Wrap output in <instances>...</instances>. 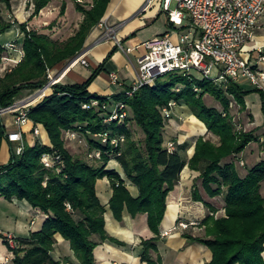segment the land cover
<instances>
[{"label":"trees","instance_id":"16d2710c","mask_svg":"<svg viewBox=\"0 0 264 264\" xmlns=\"http://www.w3.org/2000/svg\"><path fill=\"white\" fill-rule=\"evenodd\" d=\"M51 1L31 0L33 12L30 18L39 15ZM108 2L91 0L87 7L76 2V11L83 19L76 32L64 42L53 41L20 24L23 57L9 72L0 76V108L14 104L24 91L43 88L48 81V70L75 58L90 31L103 18ZM3 8L11 12V1L0 0V36L14 25L3 18ZM65 11L63 1L58 16H64ZM3 45L0 43V57L5 52ZM103 68V64L99 65L80 84L54 85L50 94L30 108L29 122L44 129L49 145L38 139L32 146L24 141L22 153L15 155L0 120V148L6 141L11 149L8 162L0 165V198L24 201L47 216L39 231L31 232L27 239H15L14 246L0 234L3 244L13 255L12 263L60 264L50 255L57 234L69 243L78 264H96L94 249L101 243L125 246L105 231L106 208L96 195V183L107 179L112 190L108 208L117 222L122 221L125 211L131 217L147 215L148 227L155 237L141 240V262L162 264L157 248L159 227L166 213L167 197L187 166L200 173L202 188L210 198L223 196L225 216L216 219L207 215L203 219L205 238L187 234L184 238L210 250L212 257L207 264H264V197L260 192L264 182V160L247 169L244 177L238 175L233 164H222L224 159L241 153L256 141L253 131L243 132L236 128L230 103H236L242 111L244 97L256 92L261 97L264 115V92L258 89L244 91L235 83H228L224 88L207 79L171 73L131 96L125 93L128 87L110 98L92 95L88 88ZM205 95L220 103L222 111L207 107L203 101ZM92 100H97L99 105L89 106ZM171 102L184 104L208 132L219 138V145L200 137L188 161L184 146L177 145L170 152L163 136L166 123L162 109ZM118 103L125 108L116 112L118 115L124 112L125 118L106 121ZM85 105L89 108H83ZM128 111L131 116L127 115ZM132 122L143 133L141 143L133 137L129 126ZM67 131L86 135L91 148L100 155L99 165L75 158L65 149L62 134ZM29 133L33 135L32 127ZM44 155H59L61 163L45 168L41 162ZM110 164H117L122 176L117 170L109 169ZM127 184L137 189L136 196L130 193ZM192 197L194 201L202 200L196 188ZM209 211L215 213L211 207Z\"/></svg>","mask_w":264,"mask_h":264},{"label":"crops","instance_id":"0c3cea01","mask_svg":"<svg viewBox=\"0 0 264 264\" xmlns=\"http://www.w3.org/2000/svg\"><path fill=\"white\" fill-rule=\"evenodd\" d=\"M147 3L148 0H109L100 22L107 26L115 27L117 29V38L122 42L124 48L131 49V51L125 53L119 50L112 41L97 42L102 29L95 26L88 34L81 52L66 63L63 70L64 75L61 79L62 84H80L91 76L94 69L103 64V71L96 77L88 91L92 95L110 98L130 86L134 81L137 71L136 58L145 51L144 43L151 42L163 35H168L173 42H177L180 34L190 30L191 21L188 16H184L181 26H175L169 21L168 15L162 11L163 0H152L148 5ZM173 3L170 9L177 8L176 5L172 8ZM144 7L146 8L144 9ZM82 19L83 15L81 14L80 22ZM14 32L16 31L11 28L8 32L1 35L0 43L5 44L14 38L17 39ZM258 50H262L260 55ZM109 54L112 55L106 61ZM81 55L84 56L87 62L86 66L80 63L70 65ZM243 56L258 71L264 72V60H259L260 56H264V15L254 29L251 39L245 45ZM111 74H115L119 78L124 86L123 88H117L111 83ZM239 85L244 91L255 89L247 82ZM48 94L49 92H47ZM243 100L244 110L239 111L240 108L235 103L238 108V118L233 116L232 118L234 123L237 119V123H235L237 129L243 132L253 131L256 141L250 143L241 153L230 156L222 162V164H233L240 177L246 175L247 169L264 160V115L262 113L261 97L258 93L253 92L245 96ZM203 101L207 107L222 111L220 103L210 95H205ZM232 103L234 102L230 104ZM172 118L163 131L165 145L173 143L174 148L177 145L184 146L187 161L192 158L195 143L200 137L211 141L215 145H219V138L208 132L206 127L189 112L184 104L177 105L176 110L172 113ZM3 126L6 129V133L16 130L15 127L9 124H4ZM32 126L31 122L24 126L22 130L24 141L32 146L34 141L38 139L41 143L49 145L44 129L40 128L39 136L34 137L29 133V129ZM3 149L9 152L11 150L6 141L2 142L0 152ZM1 163L4 164V162ZM108 168L117 170L122 176L121 169L117 164L108 166ZM199 176L200 173L198 171L190 170L186 166L174 191L167 197V209L159 227V240L157 242L158 254L161 257L162 264H207L211 260V252L205 245L190 242L183 236L187 234L195 238L196 232H204L202 225L196 227L193 225L186 231L177 229L168 236H161L163 232L177 226L179 222L201 224L203 219L210 214L209 208H216V199L222 200L221 208L224 207L223 196L210 198L202 188ZM263 185L264 182L261 184L260 192L263 189ZM127 188L133 196H136L137 189L133 185L127 184ZM194 188L199 192L202 199L200 202L194 201L192 197ZM96 195L100 203L106 208L104 214L106 234L125 244L123 247L110 242L98 245L94 249L96 264H146L140 260L139 244L141 240L155 237L148 227L147 215L138 214L135 217H131L125 211L122 221L117 222L108 208L112 190L107 179L97 181ZM0 201L5 200L0 198ZM11 202H18V205L25 203L15 199ZM25 217L26 224L30 228L29 233L39 231L47 219L45 214L31 207L28 209V213L26 212ZM0 234L5 237L12 236L14 241L19 239L16 234L11 232L5 233L0 230ZM22 236L21 238L27 237ZM50 255L54 261L60 262V264H78L73 252L70 250L69 243L58 234L55 236V243ZM152 255L155 257V254ZM12 258V253L8 251L0 239V264H13Z\"/></svg>","mask_w":264,"mask_h":264},{"label":"built area","instance_id":"2783aa9c","mask_svg":"<svg viewBox=\"0 0 264 264\" xmlns=\"http://www.w3.org/2000/svg\"><path fill=\"white\" fill-rule=\"evenodd\" d=\"M152 0H148L147 5ZM81 2V0H80ZM175 2L177 8L170 9ZM146 5V7H147ZM144 7V9L146 8ZM162 11L169 21L175 26H181L184 16L191 21L188 32L179 35L177 42H173L168 35H163L151 42L143 44L145 51L136 58V76L126 95L131 96L134 92L144 86H153L155 81L167 74L179 73L183 76L193 77L196 73L203 79L212 81L217 86L226 87L228 83H249L255 89L264 92V72L258 71L256 67L243 56V49L251 39L254 29L260 18L264 15V0H163ZM102 29L97 42L112 41L116 48L129 53L131 49L124 48L122 42L117 38V29L99 22L97 25ZM6 51L17 53L15 58L1 56L3 60L11 61L16 65L23 57L22 49H17L16 40L3 45ZM259 55L262 50H258ZM18 57V58H17ZM260 61L264 56L259 57ZM80 63L87 65L84 56H78L70 65ZM64 75L62 71L57 77L51 78L47 85L37 90L33 96L14 102L11 106L0 108V120L12 116L11 126L15 131L6 133L7 141L13 144V152L20 155L24 147L23 128L29 122L28 111L30 106L40 98L45 97L46 91L58 84ZM111 83L117 88H123V84L115 74L110 75ZM124 90V89H123ZM121 90V91H123ZM179 91V88L176 89ZM99 102L92 100L89 106L97 107ZM84 106L83 108H89ZM231 106V104H230ZM106 107V104H103ZM177 107L175 102L162 109V117L165 122L172 118V113ZM122 103L115 104L114 111L106 121L115 119L122 120L126 114L118 115L116 111L123 110ZM34 137L40 132L38 127H33ZM69 136L74 137L73 132ZM103 137V142H105ZM168 150H174V144L167 145ZM45 168H53L61 163V157L44 155L41 159ZM188 224L179 222L177 226L162 233V237L168 236L174 230H185ZM9 244L14 246L11 236L7 237Z\"/></svg>","mask_w":264,"mask_h":264},{"label":"rangeland","instance_id":"374dc122","mask_svg":"<svg viewBox=\"0 0 264 264\" xmlns=\"http://www.w3.org/2000/svg\"><path fill=\"white\" fill-rule=\"evenodd\" d=\"M11 1V12H7L4 8L2 10V16L7 21L13 22L14 25L12 27L13 31L16 35L12 41L16 40L17 49H21V40L22 35L20 34L19 25L24 24L26 25L27 29L34 30L40 34L47 35L51 40L58 41V42H64L69 37H71L77 30V26L81 19V14L76 11L75 3L79 2V4L87 7L91 0H52L49 5L44 8L39 15L30 18L32 14V6H31V0H10ZM66 3V11L64 16L59 17V10L62 2ZM175 2L172 5V8L175 7ZM56 20V21H55ZM55 24L52 26L51 24ZM49 26L51 28H49ZM11 42V41H10ZM9 52V54H3L2 56H9L10 58H15L17 53L14 51H6ZM18 58V57H17ZM14 66H16L15 63L7 60H3L0 58V76H3L6 72H9ZM66 63L63 65L58 66L56 69L48 70L47 72V84L50 81L51 78L57 77L65 68ZM196 76L198 79H202L201 75L196 73ZM63 82H59V84H62ZM46 84V85H47ZM51 91V89H50ZM49 90V94L51 93ZM36 91H24L20 97L17 98V101H20L22 99H25L29 96H33ZM47 92L45 96H47ZM41 98V99H40ZM38 98L30 108L37 105L39 102H41L45 97ZM40 99V100H39ZM210 105L209 103H207ZM29 108V110H30ZM176 108L174 109V111ZM238 108L235 105V103H232L230 106V113L233 117L238 118ZM29 112V111H28ZM128 116H131V113H127ZM12 116L7 115L1 119V123L4 124H12ZM174 118V116H173ZM171 118V120L173 119ZM167 127L169 125V121L165 122ZM237 123V119L236 122ZM132 132L133 137L138 142H142L143 140V133L141 130L134 125V123L129 124ZM34 125L32 126L33 129ZM71 131L63 132L62 139L64 142L65 149L75 158H79L93 166L99 165V153L96 150H93L88 142V139L86 138V135H83L81 133L73 132L74 137L69 136V133ZM13 146V144H12ZM10 158V152L7 150H1L0 152V161L4 162L6 164ZM6 161V162H5ZM0 162V165L3 163ZM109 166H113L110 164ZM262 195L264 196V185L263 189L261 190ZM15 204V205H14ZM222 200L216 199L215 201V213L210 211V216H214V218H219L225 216L224 207L222 206ZM30 208V205L28 203H22L21 205H18V202H11V201H0V230L2 232H11L17 235L19 239H27L29 237V226L26 224L25 216L26 212L28 213V209ZM185 223V222H184ZM187 224V223H186ZM201 226V224H197L195 222L188 223V228L185 229L188 230L191 226ZM203 226V225H202ZM35 228V227H33ZM179 230V229H178ZM204 232H196L195 235L198 238H205V226H203ZM23 235V236H22ZM24 236H27L26 238H21ZM12 238V236H11ZM8 239V238H7ZM14 240V239H13Z\"/></svg>","mask_w":264,"mask_h":264},{"label":"bare ground","instance_id":"6f19581e","mask_svg":"<svg viewBox=\"0 0 264 264\" xmlns=\"http://www.w3.org/2000/svg\"><path fill=\"white\" fill-rule=\"evenodd\" d=\"M53 71H54V70H53ZM47 91H48V90H47ZM47 91H46V92H47Z\"/></svg>","mask_w":264,"mask_h":264}]
</instances>
